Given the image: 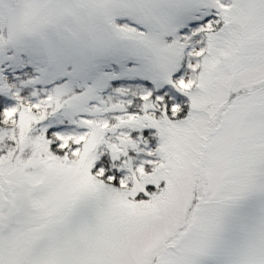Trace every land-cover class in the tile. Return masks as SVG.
<instances>
[{
    "label": "snow or ice",
    "instance_id": "snow-or-ice-1",
    "mask_svg": "<svg viewBox=\"0 0 264 264\" xmlns=\"http://www.w3.org/2000/svg\"><path fill=\"white\" fill-rule=\"evenodd\" d=\"M0 264H264V0H0Z\"/></svg>",
    "mask_w": 264,
    "mask_h": 264
}]
</instances>
